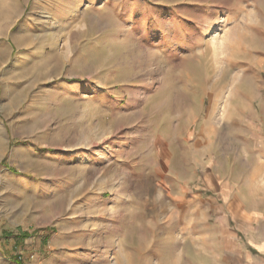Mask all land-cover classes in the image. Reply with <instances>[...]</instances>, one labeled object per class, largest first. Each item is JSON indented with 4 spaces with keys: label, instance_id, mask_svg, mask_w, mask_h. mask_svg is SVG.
<instances>
[{
    "label": "rangeland",
    "instance_id": "374dc122",
    "mask_svg": "<svg viewBox=\"0 0 264 264\" xmlns=\"http://www.w3.org/2000/svg\"><path fill=\"white\" fill-rule=\"evenodd\" d=\"M240 121L263 151L264 0H0V264L187 263Z\"/></svg>",
    "mask_w": 264,
    "mask_h": 264
},
{
    "label": "crops",
    "instance_id": "0c3cea01",
    "mask_svg": "<svg viewBox=\"0 0 264 264\" xmlns=\"http://www.w3.org/2000/svg\"><path fill=\"white\" fill-rule=\"evenodd\" d=\"M240 127L238 153L225 158L221 184L209 187L213 203L223 200L224 214L189 217L179 227L182 254L191 257L185 264H264V150L250 151V125L240 121Z\"/></svg>",
    "mask_w": 264,
    "mask_h": 264
},
{
    "label": "bare ground",
    "instance_id": "6f19581e",
    "mask_svg": "<svg viewBox=\"0 0 264 264\" xmlns=\"http://www.w3.org/2000/svg\"><path fill=\"white\" fill-rule=\"evenodd\" d=\"M213 71V70H212ZM214 72V71H213Z\"/></svg>",
    "mask_w": 264,
    "mask_h": 264
}]
</instances>
